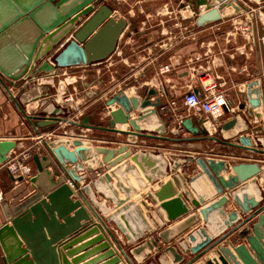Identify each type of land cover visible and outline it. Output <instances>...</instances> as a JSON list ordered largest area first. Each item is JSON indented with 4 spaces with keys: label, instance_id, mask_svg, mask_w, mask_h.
Segmentation results:
<instances>
[{
    "label": "water",
    "instance_id": "water-1",
    "mask_svg": "<svg viewBox=\"0 0 264 264\" xmlns=\"http://www.w3.org/2000/svg\"><path fill=\"white\" fill-rule=\"evenodd\" d=\"M102 1L0 0L1 86L36 134L41 136L42 133L57 128L62 122L73 126L71 140L41 138L42 156L38 152L31 154L36 169L34 175L24 177L22 174L9 173L14 184L4 192V198L10 202L9 208L13 216L0 227L3 264H57L59 257L57 249L61 251L67 249L77 235L83 232L96 233L100 227L108 234L126 263L135 264L99 216L98 212L107 214L109 209L94 199L91 186L116 206L115 211L108 214L105 220L113 222L128 242L140 239L145 232L151 233L154 230L153 226L143 216L139 204L129 200L131 191H136V188L124 185L117 173L120 177L122 175L126 178L125 173L133 171L137 174L138 182L142 179L139 176L141 172L146 182H152L167 175V168L161 169L166 163L162 158L153 157L149 151H137L132 154L125 143L117 147L102 145L91 147L81 140L82 128L121 134L128 142L134 143L138 138L200 142L212 140L250 153H264L263 148L255 147L251 138L244 134L224 135V132L237 124V116L215 126L216 134H210L205 126L207 122L214 124L215 121L203 117L196 120L186 117L178 122L173 133L179 135V130H184L190 136L173 138L163 134L172 117L168 118L165 124L157 119L158 125L154 128V133L143 132L141 122L149 121L155 115L160 116L158 108L162 104L161 99L158 91L152 87H146L141 96H127L122 90L111 95L104 101L101 111L115 104L117 107L114 110L109 108L105 125L92 123L89 114L74 120L66 119L58 116L59 108H53L52 114L55 115L51 116L28 114L10 91L9 85L15 86L18 81L29 77L36 78L40 69L52 70L47 60L43 58L56 46L61 45L67 37L72 36V39L57 54L56 68L47 75L56 74L59 66L91 64L103 60L114 51L126 22L123 19H116L109 6ZM188 1L196 7L197 26L219 21L223 10L228 6H232L235 12L244 9L235 0ZM199 7L205 10L199 12ZM258 84V80L249 82L241 96L249 104L248 112L252 113L253 109L261 107L264 119L263 92L259 88H253ZM238 107L244 109L245 104L242 103ZM132 112L136 113L134 118L131 117ZM255 115L260 117L258 112ZM116 124H125L129 128H117ZM234 137L236 141H232ZM69 144L73 147L71 150L67 147ZM15 145L13 140H0V163L6 162L7 153ZM97 154L103 155L99 161L94 159ZM128 157H131L135 165L130 166L128 161H124L109 172L98 176L91 186L85 184L80 187V182L88 177V173L79 175V170L93 172L96 167L102 165L109 169ZM171 161L174 174L160 182L157 190L147 192L146 195L163 211L167 222L187 214L190 211L189 204L194 212L197 211L179 225L180 233L199 219L203 221V225L195 228L178 243L182 250L180 252L171 244L164 248L158 244V238L170 242L169 231L151 237L145 242V247L169 253L173 264H264V196L257 185V179L261 176L264 178L261 166L256 161L230 163L225 159L202 156H185ZM189 162H195L199 172L189 178L188 184L195 188V183L203 179V184L198 188L203 192L207 191L200 192L197 197H192L186 183L182 182L187 175L186 172L175 174L181 166ZM50 166L52 171L48 169ZM111 176L116 179L115 185L110 182ZM249 183L259 194V198L246 191ZM145 185L143 182L140 186ZM175 186L183 189L182 193L178 192ZM119 192L124 194L123 199L119 198ZM42 195L45 196L44 199L40 198ZM213 195L217 198L207 202ZM183 196L189 200V204L184 201ZM229 199L233 201L237 210H225ZM86 210L96 221L79 230L78 222L81 219L86 221L90 219ZM247 227L251 232H247ZM70 233L72 234L67 237ZM239 238L242 242L238 243L236 239ZM103 239V235L97 237L99 241H104ZM55 243L58 246H54ZM102 243L101 247L106 249L105 255L112 257V263H119L118 256L110 244L107 241ZM143 248L137 247L133 253L139 254ZM182 253L188 254V258H184ZM60 257L62 264H67L66 254Z\"/></svg>",
    "mask_w": 264,
    "mask_h": 264
},
{
    "label": "crops",
    "instance_id": "crops-1",
    "mask_svg": "<svg viewBox=\"0 0 264 264\" xmlns=\"http://www.w3.org/2000/svg\"><path fill=\"white\" fill-rule=\"evenodd\" d=\"M235 1L243 6L244 9L235 12L232 6H228L227 8L230 10L222 13V17L219 21L197 26L195 23L196 7L191 5L188 0H103L102 2L109 6L116 19H123L126 22V27L119 35L114 51L107 58L91 64H81L83 65L82 68L84 73H86V77L82 80L79 101H72L67 104V101H62L63 103H60L58 98L55 97H47L46 95L41 96L44 92H50L51 88L47 84L51 80L48 79L49 77L51 78V76H55L57 73L52 75L43 74L44 76L37 75L34 79L29 77L22 81H18L16 84L17 86L13 87L14 89H12V87H9V89L17 100L22 93L28 91V94H26L27 105L33 104L30 103L33 98L41 96L33 102H36V107L38 101L40 102L38 104V106L41 107L40 110L47 109L45 115H55L52 114L53 108L48 110L51 106L49 100L53 99L54 108H59L60 111L58 116L74 120L78 118V116L81 117L85 114H89L92 123L105 125V118L109 116V108L114 110L117 107L115 104L111 107H107L105 111L102 112L101 110L105 100L121 90L125 92L127 96H141L142 92L137 91L138 88L151 86L158 91V96L162 104L169 105L170 103H174V107H171L167 113H160V116L155 115V118L161 120L165 124L167 119L172 117L173 119L165 128L163 134L172 136L173 138H179L183 137L181 133L186 132L184 130H179V135L173 132L176 130L177 124L181 119L192 117L196 120L203 116L187 110L183 105L184 108L178 107L177 102L180 101L182 103V95L189 90V88H193L201 93L200 80L204 75H209L219 86V89L224 91L226 100L230 106L229 112L225 114L220 123H224L234 116L238 118L237 124L231 130L224 132V135L244 134L251 138L255 147H258L254 143V138L262 137L264 139L262 109L259 107L253 109L252 113H249V104L242 98L241 93L246 90V85L249 82L258 80L259 84L253 88H259L264 96V52L260 43V37L264 35V0ZM198 10L199 12H203L205 9L199 7ZM250 13L254 20V27L251 32L240 33L235 30L234 32L225 30L229 21H232L233 24L235 23L238 14L246 19L247 16H250ZM188 28H191L190 33L189 31L185 32ZM185 36L190 37L192 41L182 42ZM189 45H191L190 49L188 48ZM164 64H169V71H160V67ZM103 71L107 74H104ZM125 71H128L126 75L123 73ZM90 72L92 74L89 78ZM103 74L106 75L107 78H102L101 75ZM114 77L118 79L117 83H113ZM34 85L35 87L33 89H35V91L33 90L30 93L28 88ZM152 99L153 97H151V100ZM242 103L245 104L244 109L238 107ZM67 106L71 107L73 111L69 112ZM25 111L30 114L31 108L27 107ZM256 112L260 114V117L255 115ZM135 116L136 113L132 112L131 117L134 118ZM208 124L213 127L212 131L206 127L209 133L216 134L217 130L215 126L218 124L207 122L205 126ZM157 125L158 123H156L154 128ZM116 127L124 129L129 128L125 124H116ZM154 128L147 131L143 130V132L154 133ZM68 130L70 131L68 132ZM71 130H73V126L69 125L67 122H62L57 128L42 133L41 136L36 134L0 84V140H13L16 143L15 147L7 153L8 158L6 162L0 163V227L13 216L9 208L10 202L4 198V192L14 184L10 179L8 166L14 164L17 169H20V167L25 165L29 168L30 176L34 175L36 169L31 160V154L33 152H38L39 155L42 156L40 152V150H42L41 138H63L71 140V138H73V132ZM80 132L83 135L81 138L83 143L90 144L91 147L96 145L117 147L125 143L128 144L132 154L137 151H149L152 153L153 157L162 158L166 163L164 164L165 167L161 168L160 166L159 168H167V175L157 178L152 182H146L141 172L139 176L142 179H139L138 182L136 179L137 174L133 171L125 173L126 178L122 175L121 178L119 173H117V176L124 185H131L136 188V191H131L129 200L136 201L139 204L143 216L154 229L151 233L145 232V235L140 239L129 242L113 222H107L105 220L108 214L115 211L114 208L116 206H114L110 200L105 199L101 193L91 186V183L98 176L109 172L124 161H128L130 166L135 165L131 157L124 159L109 169H105L104 165H102L96 167V170L93 172H88L86 169L78 171L79 175L88 173V177L80 182V187L85 184L90 185L94 199L104 204L109 209L107 214L98 212L99 216L105 221L108 229L113 232L116 240L125 249L135 264H154L157 257L163 256V254H161L162 251L156 249L150 250L145 247V242L151 237L157 236V234L161 232L169 231L168 238L170 242L167 243L162 238H158V244L164 248L168 244L173 245L175 240L178 239L175 245H177L180 252L182 250L178 243L184 240L185 236L195 228L203 225V221L199 219L185 231L180 233L178 231L179 225L191 215L189 212L192 210V207L189 204V200L183 196L184 201L189 204L190 211L174 221L167 222L163 211L158 209L146 195L147 192L157 190L160 182L169 179L174 174V171L171 169L173 165L171 159L180 157H170V161H168L164 154L165 152L177 153L181 152V150L199 151V155L204 158L212 157L216 159H225L230 163L240 161L237 160V158H241V161H256L261 166L262 170H264V153H250L246 150L221 145L212 140L209 142L210 145H207L208 148H205L203 147V142L200 141H167L138 138V141L134 143L128 142L124 135L103 130L82 128ZM236 140L235 137L232 139V141ZM168 145L170 147H168ZM67 147L70 150L73 148L70 144L67 145ZM258 148L264 149V141ZM23 154L26 155L24 156ZM102 157V154H97L94 159L99 161ZM20 162H22V164H20ZM92 165L95 166V164ZM48 169L50 171L53 170L51 166L48 167ZM192 170L195 175L196 171L199 172L196 165ZM183 171L186 172L187 175L182 182L186 183L191 196L197 197L198 194L202 192L199 190L198 186L200 184L202 185L203 181L198 180V182L195 183L196 187L192 188L191 185L188 184V180L195 175H192L187 165L181 166L175 174H181ZM55 179H57V177H55ZM42 182L44 183V181H41V183ZM110 182L115 185V177L111 176ZM143 182L146 183L145 187H141ZM67 184H69L68 181ZM257 185L262 190L264 196V178L262 176L257 179ZM175 188L178 192L182 193L183 189L180 187L178 188V186H175ZM103 190H105V188H103ZM118 196L121 199L124 198L122 192H119ZM74 197L77 198V196ZM40 198L44 199L45 196L42 195ZM210 198L211 199H208L207 202L214 200L217 196L213 195V197ZM235 209L237 210L233 201L229 199L225 206V210L232 211ZM86 212L90 219L89 221L81 219L78 222L80 224L79 230H83L84 226L96 221L88 210H86ZM72 214L71 212L70 216H72ZM246 229L247 232H251L250 228L247 227ZM71 234L72 233L67 235V237ZM100 235H103L104 241L97 240V237ZM105 241H107L115 251L119 263L127 264L123 256L119 254L108 234L101 227L96 233L83 232L77 235L76 238L71 240L69 243L70 247L67 249L62 251L61 249H57L59 255L57 264H62L60 256L64 254H66L67 264H119L112 263V257L105 255L106 249L101 247L103 244L102 242ZM225 242L226 241H224V243ZM236 242L239 243L242 242V240L239 238L236 239ZM57 243H55L54 246H56ZM137 247H144L143 251L139 253L141 255L140 261L135 257L137 254L133 253V250ZM182 255L184 258H188L189 256L183 253ZM2 256L3 251L0 245V264H3L1 261ZM171 262L170 259L169 264H171Z\"/></svg>",
    "mask_w": 264,
    "mask_h": 264
},
{
    "label": "built area",
    "instance_id": "built-area-1",
    "mask_svg": "<svg viewBox=\"0 0 264 264\" xmlns=\"http://www.w3.org/2000/svg\"><path fill=\"white\" fill-rule=\"evenodd\" d=\"M237 17H241V22L238 23L239 25L237 26L234 25L235 31L248 33L253 30L254 20L251 13L246 19L240 16V14H238ZM260 43L264 52V35L260 37ZM169 69V64H164L160 67V71L163 72L169 71ZM200 84L201 93L194 91L193 88H189V90L182 95V105L187 110H190L195 114H201L204 118H210L215 121V124L220 125L225 114L230 110L225 93L223 90L219 89V86L209 75H204L200 80ZM171 107H174V103H170L169 105L161 104L158 108L159 113H167ZM23 155L25 156L26 154ZM8 167L9 172L13 175L22 174L24 177L30 176L29 168L25 165L20 167V169H17L14 164L9 165Z\"/></svg>",
    "mask_w": 264,
    "mask_h": 264
},
{
    "label": "rangeland",
    "instance_id": "rangeland-1",
    "mask_svg": "<svg viewBox=\"0 0 264 264\" xmlns=\"http://www.w3.org/2000/svg\"><path fill=\"white\" fill-rule=\"evenodd\" d=\"M240 22H241V17L240 18H238V17L236 18L235 24H232V21H229L227 23L228 25L226 26V29L225 30H231V31L234 32V25L237 26V25H239L238 23H240ZM187 31H189V33H190L191 32V28H188L185 32H187ZM191 41H192V39L190 37H188V36H185V38H183V40H182V42H191ZM59 47H60V45L59 46H56L52 51H50L43 58V60H48L49 58L55 60V57L60 52ZM188 48L190 49L191 48V45H189ZM82 66L83 65L78 64V65H68V66L67 65H64V66L57 67V74L55 76H51L52 79L50 77L48 79V80H51L47 84L51 88L50 89V92H44V93L41 94V96L46 95L47 97H52V98L53 97H55V98L58 97V100L60 101V103H63V102H66L67 101V104L71 103L72 101L73 102L74 101H79L80 94H81L82 80H83L84 77H86L85 76L86 73H84ZM103 72H104V74L106 73L105 71H103ZM127 72L128 71L123 72L124 75H126ZM91 74L92 73L90 72L89 73V76H88L89 78L91 77L90 76ZM104 74L101 75V77L105 79V78H107V76L104 75ZM117 82H118V79L116 77H114L113 83H117ZM16 86L17 85H15V86H10L9 85V87H12V89H14L13 87H16ZM149 87H151V86H149ZM145 88H146V86L140 87V88H138L137 91L143 92ZM152 88H154V87H152ZM41 96H38L36 98H33L32 102H30V103H33V104H28V107L31 108L32 106L34 107V105L36 106V102L34 103L33 101H36V99L40 98ZM39 103L40 102L38 101L37 107H39L38 106ZM177 106L178 107H183L182 106V103L180 101L177 102ZM78 107H79V104H78ZM67 108H68L69 112H72L73 111L71 107L67 106ZM78 117H80V116H78ZM206 127L210 131H212V128L213 127L210 126L209 124ZM181 134H182L181 136H190L188 133H181ZM209 142L210 141H203V147L206 148L207 145H210ZM168 147H170V146L168 145ZM177 153H181V154L187 153V154H191V156H193V157L200 156L199 155V151H192V150H187V151L186 150H181V152H177ZM181 158H185V156H183ZM242 158H244V157H242ZM237 160H240L241 161V158H237ZM186 165H187V168L191 171V173L193 175L194 173H193V170L192 169L196 165L195 162H189ZM197 173L198 172L196 171V174Z\"/></svg>",
    "mask_w": 264,
    "mask_h": 264
},
{
    "label": "bare ground",
    "instance_id": "bare-ground-1",
    "mask_svg": "<svg viewBox=\"0 0 264 264\" xmlns=\"http://www.w3.org/2000/svg\"><path fill=\"white\" fill-rule=\"evenodd\" d=\"M230 9L229 8H225L224 10H223V13L225 12V11H229ZM72 39V36H70V37H68L61 45H60V47H59V49H60V51H61V49L62 48H64L66 45H68L69 44V42H70V40ZM47 64L49 65V66H51L50 67V69L52 68V70H53V68H56V62H55V60H53V59H51V58H49L47 61ZM52 70H49V71H44V70H39L38 71V76H42L43 74H48V73H50ZM43 72V73H42ZM42 73V74H41ZM52 74V73H51ZM35 87V85L34 86H32V87H30V88H28L29 89V92L31 93L33 90L35 91V89H33ZM27 89V90H28ZM26 94H28V91H26V92H24V93H22V95L19 97V102L22 104V106L24 107V109H26L27 107H28V105L26 104V102H27V99H26ZM58 98V97H57ZM50 101V102H49ZM48 102H49V104L51 105L49 108H48V110H51L52 108H54V104H53V99L51 100H49ZM41 109V107H36L35 105H34V107L32 106L31 107V113L30 114H40V115H45V113H47V109H42V110H40ZM48 116V115H47ZM156 123H157V119L155 118V116L154 117H152V119H150L149 121H144V122H141V127H142V129L143 130H150V129H153L154 128V126L156 125ZM225 136H228V135H225ZM263 141H264V139L262 138V137H257V138H254V143H255V145L256 146H260V145H262V143H263ZM165 154V156H166V159L168 160V161H170V157L172 158V157H174V156H179L180 158L181 157H183V156H191V154H187V153H183V154H181V153H173V152H165L164 153ZM201 180V179H200ZM203 180V179H202ZM201 180V181H202ZM198 182V181H197ZM242 186H244V185H242ZM246 191L249 193V194H254L257 198H259L260 196H259V194L256 192V190L254 189V187H253V185L252 184H250L249 183V185H248V187H246ZM201 191V190H200ZM203 192V191H202ZM203 193H207V191H205V192H203ZM211 197H213V196H211ZM207 198H209V197H207ZM209 199H211V198H209ZM193 212H194V210L192 209L189 213H191V214H193ZM194 213H197V211H195ZM178 241V239H176L175 240V243ZM174 243V242H173ZM175 243L173 244L178 250H179V248L177 247V245H175ZM169 245V244H168ZM161 254H164L162 257H157V259H156V262L154 263V264H169V262H170V259H171V255L169 254V253H161ZM135 257H137V259L140 261V258H141V255L139 254H137V255H135ZM171 264H173V263H171Z\"/></svg>",
    "mask_w": 264,
    "mask_h": 264
}]
</instances>
